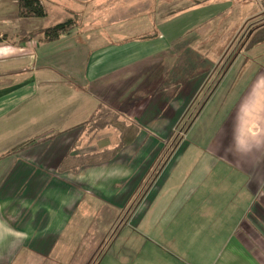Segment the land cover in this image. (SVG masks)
Wrapping results in <instances>:
<instances>
[{"label":"crops","instance_id":"0c3cea01","mask_svg":"<svg viewBox=\"0 0 264 264\" xmlns=\"http://www.w3.org/2000/svg\"><path fill=\"white\" fill-rule=\"evenodd\" d=\"M19 1L0 0V142H11L0 157L18 149L0 162V264H92L94 255L99 254L96 264H101L112 242L111 228L114 231L123 220L121 212L161 156L171 127L181 118L200 85L197 78L185 75L182 67L189 60L187 49L206 45L210 38L195 33L197 29L191 34L187 24H175V21L218 0H188L190 5H186V0H149L145 9L141 8L142 0H135L128 19L121 0H70L75 4L72 12L85 6L82 14L88 20L86 31L81 36L70 30L51 42L40 32L31 40H23L32 25L40 31L49 27L40 26L44 18L22 17ZM39 1L47 17L46 6L43 0ZM52 1L58 4V0ZM152 15L156 18L150 22L147 19ZM93 17L97 18L92 20ZM165 25L169 36L165 31L166 36L155 33L158 26ZM18 29L19 34L11 35ZM136 29L140 33L142 29L148 30L152 38L127 41V31ZM181 29L187 30L186 36L176 35ZM261 46L264 47V42L251 49ZM175 65L176 73L166 82L162 78L158 83L166 85L164 89L150 93L145 87V92L154 96L144 97L143 102L141 92L135 91L139 88L135 80H140L145 72L158 75L166 70L167 75ZM240 77L241 85L221 125L223 136L207 140L210 143L199 152V163L204 161L210 168L219 163L227 172L243 175L248 179L242 185L245 196L240 202L231 199L235 224L228 239L214 246L212 262L202 257L198 258L199 264H264V231L259 234L250 224L254 222L253 216L245 213L254 201V193L264 188V167L260 161L264 154V55L258 71ZM101 108L115 111L118 120L126 114L133 124L149 128V137L136 132L133 142L119 150L112 160L76 170H60L69 153L77 158L111 151L120 144L121 135L116 129V136L106 134L108 128H103L102 135L95 138L86 131L88 121ZM83 125L85 128L80 129ZM145 138L148 144L145 149H139ZM114 141L116 144L111 147ZM183 145L184 149H180L181 144L173 150L144 198L129 213L128 223L115 229L112 239L119 229L127 227L149 242L154 239L155 245L165 239L183 237L191 222L183 211L189 205L192 191L184 192L180 207L176 205L174 210L171 208L177 202L175 198H166L157 204L170 175L187 153L188 145ZM124 155L133 160L123 161ZM128 164L133 166L130 168ZM72 165L69 162L66 167ZM120 170L124 174H119ZM255 174L259 175L256 182ZM181 184L177 190L186 185ZM221 202L218 200L215 206ZM239 205L242 208L237 211ZM154 211L156 214L150 220ZM171 212L175 215H166ZM256 216L263 219L264 211H257ZM176 221L185 223L176 227L180 228L177 233L180 236L175 235L177 229L171 226L178 224ZM147 223H150V233L143 231ZM168 230L169 235L173 232L170 237ZM212 238H218V234L213 233ZM100 249L103 251L98 253ZM200 250L207 253L204 248Z\"/></svg>","mask_w":264,"mask_h":264},{"label":"rangeland","instance_id":"374dc122","mask_svg":"<svg viewBox=\"0 0 264 264\" xmlns=\"http://www.w3.org/2000/svg\"><path fill=\"white\" fill-rule=\"evenodd\" d=\"M189 1L186 0V5L191 4ZM203 1L208 2L211 0H202V2ZM43 2L46 6L47 17L44 18L40 26L51 27L70 19L73 21V25H71L69 31L71 30V33H77V35L81 34V36L84 34L88 22V20L86 22V17L82 14V10L85 6H81L78 11L72 12V10H75V4L70 2V0H58V4H54V1L52 0H43ZM121 2H123L122 6L126 9L127 13L125 16L128 19V13L133 11L135 0H121ZM256 2H252L251 0H248V2L245 0H218L215 3L208 2V4L203 6L199 12L187 15L183 14L180 19L175 21V24L180 22H182V24H187V27L191 28L188 29V32L191 34L194 32V29H197L195 30V33L201 35L206 34L207 39L210 38L209 41L207 40L208 44L191 46L190 51L183 46L184 49H187L188 57L186 59L189 58V60H185V65L183 67L176 63L178 67L183 68L185 75H196V81H198L200 85L196 92L191 95L189 103L184 108L181 118L175 122L173 127H171L172 130L163 143L164 149L161 151V156L158 157L153 168L145 176L147 178L143 179L142 186L140 185L137 189L138 191L136 190L135 196L134 194L131 195L129 203L121 212L124 218L119 224H117V226H115V229L119 228L122 224L126 225L128 223L129 213L133 211L140 200L144 198L145 193L150 189V185L153 183L156 173L170 158V154L173 150L176 151L181 144L182 146L180 149H184L182 148L184 146L183 144L186 146L188 145L186 150L187 153L183 155L179 165L170 175L158 198L160 203L157 201V204H161L162 200H165L166 198H175V201L177 200V202H175L174 207L171 208V210H174L175 206L181 203L184 192L186 193L188 190H191L193 196L190 197L188 202L189 205H186L183 211V213H186L184 215L189 217L191 222L188 223V228H186V231L182 234L183 239H165L159 241L160 244L157 242V245H155L154 239L149 242L139 234H135V232L132 231V228L129 227L125 229L123 228V230L119 229L120 231L118 230L114 239H112L116 230L114 229V231H112L113 228H111L109 239L112 240L113 243L111 242L109 245L110 249L108 250V253H105L106 255H104L105 257H103L104 260L102 259L103 261L101 264H199L198 258L202 259V257H205L207 261L212 262V257L214 255L211 251L214 246L217 247L218 244L224 243L228 239L229 232L235 224L233 222L234 212L231 213V199L236 198L240 202L241 199L244 198L245 193L244 190H242V185H245L248 182V179H245L243 175H239L235 171L227 172L226 167L219 165V163H215L211 168L208 167L204 161L199 163L201 161L199 152H203L208 147L207 144L210 142L206 143L207 140L211 141L213 137L223 136L224 132L221 131V125L224 121V117L229 113L228 109L231 105V99L235 97V93L241 85L242 80L240 76H243L244 74L245 77L249 72L255 73L258 71V64H260L264 55V47L261 46L244 50L246 35L248 32L255 26L264 22V9H262L261 6L260 9L258 7L260 5V0L257 2L258 4ZM149 3V0H142L141 8H147ZM112 15L114 16V14H111L110 16ZM132 16L133 15L130 17ZM154 17L155 16L152 15L147 20L150 19L149 21L152 22V20L156 18ZM96 18L97 17H93L91 19L94 20ZM99 21H101V17L99 18ZM142 21L144 22V16ZM196 26L199 27L196 28ZM158 27L159 28L155 29V33L164 34L163 31H165L167 32L166 35L169 36L168 32L170 31L164 30L166 25ZM37 29L38 27L34 25L30 27L31 32L33 33ZM140 29L127 31V34L129 32V35H127L129 37H127L126 40L143 38L145 41L152 38L149 35L148 30L142 29L143 33H140ZM184 30L185 29L176 31V35L182 34L183 37L186 36L188 32L187 30ZM19 32V29L13 30L11 35H17ZM30 33L25 37L28 38ZM240 54L246 56H239L238 61L234 63L236 57ZM233 63L234 65L232 66ZM176 65L174 70H170L167 75L166 70L158 75H152L150 72H145L142 74L140 80H135L136 87H139L135 91L138 93L139 91L141 92V100H143V102H145L144 100L148 95H151L148 94L149 91L150 93H156L157 91L164 89L166 85L158 83H160L162 78V81L166 82L172 74L176 73L178 69ZM130 76L131 75H129L128 79H130ZM235 77L238 78L235 79ZM155 79H159V81L157 82ZM235 80H238V82L233 84V81L235 82ZM217 83H219V86H217ZM230 86H232V90L230 89ZM145 87L150 89L147 93L145 92ZM151 96L153 97L154 94ZM104 110L105 109L101 108L98 115H95L94 119L86 125V131L91 134L90 137L95 138L98 137V135H102L100 130H104L105 128H108L106 129V134L116 136V128H114V126L109 125L104 129L101 127V125L106 122L116 124V121H121L126 127L132 125L137 132L141 131L149 137L151 132L149 128L144 127L143 125L133 124L130 122V119L126 114L121 115L118 120L117 118L112 117V115L106 114ZM200 110L203 111L199 114L198 112H200ZM110 112L115 114V111ZM197 114H199L198 117ZM83 128H85L84 125L80 127V129ZM146 140L147 138L141 140L142 147L139 149H145V146L148 144V141ZM114 142H111V147L116 144V141ZM10 144V141L0 142V153L2 151L4 152ZM224 144H226L225 141L223 142V145ZM123 148H121L120 151L123 150ZM114 149H111V151ZM101 150L99 149L97 151ZM9 153L10 151L7 154H4L2 158L0 157V162L7 156L11 155V153ZM76 153L80 154L82 152L78 151ZM132 154L133 152H131V156ZM68 155L70 156V153ZM109 155H111V153H109ZM72 157L70 156V159L73 161L74 157ZM121 159L123 161H128L129 163L133 160L132 157L130 159L127 158V156L125 157V155ZM98 160H104L101 163L107 162L105 161L104 155L99 156ZM136 161L135 168L138 166V157L136 158ZM260 161L262 162V167H264V154ZM69 162L70 165L73 164L71 161L65 162V160H63L62 165H67ZM101 163L99 162L98 164ZM148 163H150V161ZM129 165L130 164H128V166ZM132 166L133 164L129 167L131 168ZM141 166H144V164ZM1 171L2 168H0V172ZM119 174H124L123 170H120ZM1 175L2 174L0 173V176ZM258 176V174H255V182L257 181ZM184 182L186 185L182 186L180 190H177V186L180 183L183 185ZM121 187H123V185H121ZM96 195L97 197H101L98 194ZM218 200L225 204H222L221 202L220 206H215ZM252 200L254 201H251L247 209H245V213L249 214L250 212L249 215L253 216L252 218H254V222L249 223L252 224L253 228L256 229L259 234H262L264 231V217L262 219L261 217L256 216V214L257 211H264V188L258 193L255 192ZM196 201L197 203H195ZM213 201H216L214 205L212 204ZM240 208L242 207L239 205L237 211H239ZM94 210L92 212L93 214L96 212ZM155 214V211L152 212L149 219L151 220L154 218ZM166 215L171 216L175 214L171 212ZM244 220H246V218H244ZM174 223L178 222L176 221ZM182 224L184 225L185 223L171 224V226H175L176 228L178 225ZM149 228L150 223H147V226L143 228V231L150 233ZM176 229L177 231H175V235L180 236V234H177L179 233L178 230L180 228ZM213 233L218 234V238H212ZM172 234L173 232L169 235L168 230V237L172 236ZM155 240L158 241V239ZM175 240L177 241L176 244H170V242ZM211 242L214 244H211ZM108 243L104 246H107ZM202 248H204L207 253H200L199 251H201L200 249ZM103 249H100L98 253L103 251ZM95 256L96 255H94L95 259L92 264H96L100 254L96 257Z\"/></svg>","mask_w":264,"mask_h":264},{"label":"trees","instance_id":"16d2710c","mask_svg":"<svg viewBox=\"0 0 264 264\" xmlns=\"http://www.w3.org/2000/svg\"><path fill=\"white\" fill-rule=\"evenodd\" d=\"M259 4H260L261 8L264 9V0H260ZM18 6L21 10L20 15L24 18L41 19V18L46 17V13L44 11V8L42 7L39 0H20L18 2ZM71 25H73V21L69 19L63 23H59V24H56V25L51 26L49 28H46L43 31L38 30V31H35L34 33L31 32L28 35V38L25 37V36H27V34H25L23 36V40H31L32 38L36 37L40 32L43 34V37L46 41H48V42L55 41L61 35L68 33ZM262 42H264V22L255 26L254 28H252L248 32V34L246 35L244 50H249L252 47H254L257 44H260ZM195 76L196 75H192L190 78L191 79L195 78ZM104 112H106V114L112 115V117L118 119V117L116 115L112 114L110 111L104 110ZM93 119H94V117L90 121H88V123H90ZM116 122H117L116 124L106 122V123L102 124L101 127L105 128L106 126L111 125V126H114V128H116V130H118V132L121 135V137H120L121 140H120V144L118 145V147H116L113 151H104L102 153H95L92 155L80 156V157L74 158L73 161L70 159V156L67 155L65 157V162L72 161V162H74V165L69 166V167H66V165H62L60 170H64V169L76 170L77 168L85 166V165H94V164H98L99 162L101 163L104 161V160H102V161L98 160V157L101 155L105 156V161L112 160L117 155L118 151L121 148L131 144L135 138L134 135L137 132V130L132 125H129L128 127H126L121 121L120 122L116 121ZM30 144H32V143H27L26 145H30ZM16 150H18V149L17 148L13 149L10 153H14V152H16ZM109 153H111V155H109Z\"/></svg>","mask_w":264,"mask_h":264}]
</instances>
